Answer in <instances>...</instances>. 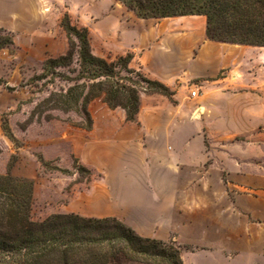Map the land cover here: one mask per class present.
I'll return each mask as SVG.
<instances>
[{
    "label": "rangeland",
    "instance_id": "374dc122",
    "mask_svg": "<svg viewBox=\"0 0 264 264\" xmlns=\"http://www.w3.org/2000/svg\"><path fill=\"white\" fill-rule=\"evenodd\" d=\"M45 13L46 25H39L34 38L10 31L14 46L0 51V175L10 173L33 183L32 221L41 222L69 207L82 211V194L90 183L110 179L108 162L123 159L117 122L123 118L121 109L92 101L89 131L78 127L84 122L75 112H35L62 86L42 68L46 60L68 49L64 31H55V13L59 27L66 13L73 25L88 30L95 56L112 61L131 54V68L175 93L173 102L142 94L143 114L155 106L202 136L204 171L221 180L231 200H244L252 209L237 215V226L240 219L252 227L264 224L257 214L264 209V48L209 41L204 17L139 19L116 0H68L59 10ZM73 159L90 171L89 178L76 173ZM41 160L48 163L47 169ZM169 240L185 246L176 234Z\"/></svg>",
    "mask_w": 264,
    "mask_h": 264
},
{
    "label": "trees",
    "instance_id": "16d2710c",
    "mask_svg": "<svg viewBox=\"0 0 264 264\" xmlns=\"http://www.w3.org/2000/svg\"><path fill=\"white\" fill-rule=\"evenodd\" d=\"M116 1L139 19L204 17L209 41L264 48V0ZM60 27L68 49L46 60L42 69L55 75L62 86L50 92L35 112L42 108L75 112L84 122L78 127L89 131L88 106L94 100H101L110 110L121 109L129 123H137L142 94L174 101L175 93L169 87L130 67L131 54L112 61L95 56L88 30L73 25L66 13ZM13 46V34L0 27V51ZM40 164L47 169V162ZM73 168L79 176L90 177L77 159H73ZM32 193L31 181L10 173L0 175V264H184L182 252L199 249L142 237L114 217L53 214L34 222L30 217Z\"/></svg>",
    "mask_w": 264,
    "mask_h": 264
},
{
    "label": "crops",
    "instance_id": "0c3cea01",
    "mask_svg": "<svg viewBox=\"0 0 264 264\" xmlns=\"http://www.w3.org/2000/svg\"><path fill=\"white\" fill-rule=\"evenodd\" d=\"M67 1L0 0V27L34 38L39 25H46L45 10H59ZM58 18L55 13L56 32ZM149 109L143 114L140 107L137 123L126 122L122 111L117 122L123 159L108 162L112 177L90 183L82 211L69 207L59 214L114 217L142 237L163 241L176 234L183 245L199 248L182 252L184 264H264V224L252 227L240 219L237 226V215L252 209L244 200H231L221 180L204 171L203 137L175 114ZM257 214L264 220V209Z\"/></svg>",
    "mask_w": 264,
    "mask_h": 264
},
{
    "label": "built area",
    "instance_id": "2783aa9c",
    "mask_svg": "<svg viewBox=\"0 0 264 264\" xmlns=\"http://www.w3.org/2000/svg\"><path fill=\"white\" fill-rule=\"evenodd\" d=\"M191 96H192V97L197 96V92H192V93H191Z\"/></svg>",
    "mask_w": 264,
    "mask_h": 264
}]
</instances>
